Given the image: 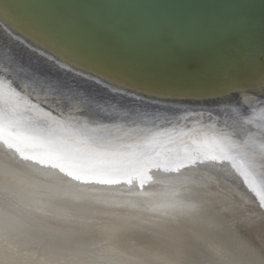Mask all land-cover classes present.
Wrapping results in <instances>:
<instances>
[{"label":"bare ground","instance_id":"bare-ground-1","mask_svg":"<svg viewBox=\"0 0 264 264\" xmlns=\"http://www.w3.org/2000/svg\"><path fill=\"white\" fill-rule=\"evenodd\" d=\"M85 1L112 17L150 23L180 17L138 2ZM193 15L246 16L256 55L264 46L263 1L227 16ZM179 54L195 62L203 53ZM35 59L0 41V182L12 169L25 197L35 190L46 201L45 212H37L26 200L0 199V235L26 254L20 259L84 251L101 264H151L160 256L180 264H259L264 100L255 94H264V84L253 93L220 94L221 101H188L97 81L76 63L53 65V72ZM152 96L159 101H148ZM225 106L233 114L220 112Z\"/></svg>","mask_w":264,"mask_h":264},{"label":"snow or ice","instance_id":"snow-or-ice-1","mask_svg":"<svg viewBox=\"0 0 264 264\" xmlns=\"http://www.w3.org/2000/svg\"><path fill=\"white\" fill-rule=\"evenodd\" d=\"M5 12L9 10L0 7V13ZM8 23L16 29L8 32L11 40L41 57L55 53L100 77L139 88L199 97L242 90L245 74L264 84V46L257 68L256 50L250 43L252 25L242 15L226 20L193 15L150 23L96 13H48L23 5L9 12ZM230 40L236 42L226 46ZM192 48L203 53L195 62L179 54ZM15 179L14 170L8 169L0 182V199L10 205L26 200L29 209L45 212L46 201L35 190L25 197ZM180 254L177 249L176 255ZM22 255L26 257L0 235V264H101L93 253L84 251L39 261L20 259ZM151 264L180 261L160 256Z\"/></svg>","mask_w":264,"mask_h":264},{"label":"water","instance_id":"water-1","mask_svg":"<svg viewBox=\"0 0 264 264\" xmlns=\"http://www.w3.org/2000/svg\"><path fill=\"white\" fill-rule=\"evenodd\" d=\"M121 1H126L130 3L138 2L143 5L157 6L158 8H161V10H164L170 14L174 13V14L180 15V17L176 19L187 18L189 17L190 14H200V13L205 14V16H209L210 14H213V13L217 14L218 16H221V15L227 16V15H231L233 13L238 12L240 9H243V8L245 9V7H248L255 2L263 1L264 3V0H121ZM53 2L56 3L57 5L62 6L63 8H67L70 11V13L100 14L102 10V9L99 10L98 7L95 6L93 2H87L85 0H0V7H3L9 10V12H15L23 5H31L33 8L39 11H43V12L68 14L65 11L63 13L62 11L60 12L59 11L60 9H57L59 7L55 5ZM9 12L0 13V41L4 43V45H7V46L11 44V49L19 52L22 56H25V57L27 56L30 58V60L35 59L31 56L33 55L31 53H34V52L29 51L24 46L16 44L14 41L11 40L10 36L8 35L9 31H13V32L16 31V29L13 28L8 23ZM20 34L23 35L22 33ZM25 39H27V37H25ZM49 58L53 59L52 60L53 64L47 60ZM258 58H259V55H257V68H258ZM43 59L47 61H44ZM43 59L41 58L38 60L35 59L36 61L34 62L52 71L55 70L53 68L56 65H60L61 67H63L62 64L74 63L72 61L66 60L65 58L55 53H48V57L43 58ZM47 62H50L51 64ZM74 65L76 64L74 63ZM245 75H246V79L244 81L245 86L242 88V90L232 92L231 93L232 95L239 94V93L244 94V93L252 92L253 91L252 89L257 87L260 84V82L255 78L253 74H245ZM100 79L106 82L104 80V77L103 78L98 77L96 80L99 81ZM93 83L99 85V83L96 81H93ZM255 95H258L256 97H258L259 100H262V99L264 100L263 93L255 94ZM218 96H220L219 93L213 94V95H206V96H199V97H196V96L184 97V98L185 100H188V101H199V100L221 101L220 99H218L219 98ZM156 97L157 96L149 97L148 101H151V102L159 101ZM236 104H238V102ZM229 106H225V108L222 109L220 112H223L227 116L233 114L234 111L231 112L232 110L228 108ZM217 107H219L218 109L220 110V105H218ZM253 110L254 108L252 104L250 107H248L245 110V112H252Z\"/></svg>","mask_w":264,"mask_h":264}]
</instances>
